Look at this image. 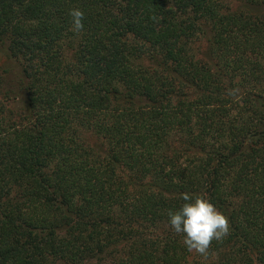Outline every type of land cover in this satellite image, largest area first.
Instances as JSON below:
<instances>
[{"label":"trees","instance_id":"trees-1","mask_svg":"<svg viewBox=\"0 0 264 264\" xmlns=\"http://www.w3.org/2000/svg\"><path fill=\"white\" fill-rule=\"evenodd\" d=\"M0 51V264H264V0H0Z\"/></svg>","mask_w":264,"mask_h":264},{"label":"clouds","instance_id":"clouds-1","mask_svg":"<svg viewBox=\"0 0 264 264\" xmlns=\"http://www.w3.org/2000/svg\"><path fill=\"white\" fill-rule=\"evenodd\" d=\"M74 31L83 29L84 13L78 8L70 10ZM184 203L167 214L168 225L182 236V243L189 252L207 258L212 241L221 242L230 232L228 218L204 196L183 194Z\"/></svg>","mask_w":264,"mask_h":264},{"label":"rangeland","instance_id":"rangeland-1","mask_svg":"<svg viewBox=\"0 0 264 264\" xmlns=\"http://www.w3.org/2000/svg\"><path fill=\"white\" fill-rule=\"evenodd\" d=\"M0 72L3 75L4 82L2 84V89L4 91H7L10 93V91L14 93V95L11 94V96L15 97L12 100L11 105L13 106H19V100L16 96L20 95V92L18 91L17 88V78L19 75V70L14 63L13 60H10L9 58L6 57L5 52L0 51ZM16 95V96H15Z\"/></svg>","mask_w":264,"mask_h":264}]
</instances>
